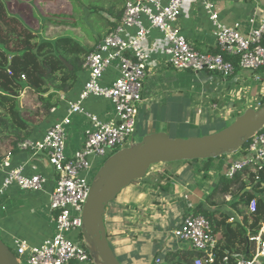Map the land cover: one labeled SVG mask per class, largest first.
Here are the masks:
<instances>
[{"label":"built area","instance_id":"1","mask_svg":"<svg viewBox=\"0 0 264 264\" xmlns=\"http://www.w3.org/2000/svg\"><path fill=\"white\" fill-rule=\"evenodd\" d=\"M193 1L196 0H126L121 17L114 21V28L86 56L83 69L87 72V80L77 101L68 103L66 116L52 124L40 139H27L18 144L19 151L43 155L55 176L49 193L53 232L37 246L14 238V251L10 250L19 264L94 263L90 246L82 237L83 209L95 180V177L91 178L92 172L98 161H107L116 150L132 141L144 104L143 91L150 61L144 43L154 32L161 37L162 54L170 70L191 73L188 90L203 97L207 88L211 102L219 100L225 93L235 94L239 83L248 81L242 72H248L252 81L259 84L255 102L260 107V100L264 98V17L252 15L243 23L226 26L220 23L212 4L200 0L209 15L219 52L198 51L177 28L182 9ZM246 1L256 10L260 8L258 0ZM259 10L264 15V7ZM244 24L246 31L242 29ZM234 60L239 72H235ZM110 70L117 76L104 85L102 79ZM89 97L107 100L112 107L110 117L100 120L84 111L81 104ZM53 111L54 108L50 112ZM75 115L84 116L89 127L84 131L82 147L68 153L67 133ZM10 155L0 161V170L4 171L0 198L11 187L28 193L42 191L47 183L46 176L35 166L31 167L33 173L25 176L22 167L12 166ZM245 170L254 176L255 183L264 186V133L260 131L249 139L243 156L229 161L223 173L225 178L233 179ZM224 198L231 201L230 195ZM256 209L257 197L252 196L247 210L255 213ZM234 217L241 220L236 214ZM235 218L231 217L229 222ZM171 235L178 242L187 244L191 251L200 253L193 264L213 263L217 239L203 215L187 213ZM247 240L252 244L249 258L235 256L232 263L230 256L225 255L221 264H264V222L255 235H247ZM156 264H160L159 259Z\"/></svg>","mask_w":264,"mask_h":264},{"label":"crops","instance_id":"2","mask_svg":"<svg viewBox=\"0 0 264 264\" xmlns=\"http://www.w3.org/2000/svg\"><path fill=\"white\" fill-rule=\"evenodd\" d=\"M207 1L218 13L220 23L226 26H231L235 22L243 23L247 17L252 15L264 17L262 11L259 10L264 7V0H258L260 5L258 10L246 0ZM123 8V3L109 5L107 9H111V12L106 10V21L101 30L102 35L100 37L98 35L90 50H93L98 42L112 30L110 23L117 20L114 14L123 12ZM177 28L196 50L209 52V50L216 49L209 15L200 0L185 4ZM242 29L243 31L247 30L246 24L242 25ZM160 38V35L154 32L144 43V48L150 55V61L143 91L144 104L140 109L137 122L138 128L140 125H144L141 137L163 132L157 123L159 119L166 116L183 119L186 125L199 126L201 123L207 124L208 127H211L218 117L224 118L225 115L237 117L238 111L233 104L220 106L217 103L220 99L227 97V93L223 94L219 100L213 99L211 102L210 97L212 96L207 93V88L204 89L206 94L203 97L187 89L191 73L170 70L162 54ZM116 76V72L110 70L104 75L102 83L109 84ZM243 76L246 77L247 74ZM86 80L87 72L82 69L78 73L72 91L60 96L58 106L54 108L53 112H50L49 117L40 123L33 122L35 128L29 139H40L52 124L66 116L68 103L77 101ZM187 92L194 94L195 98L192 102L184 95ZM256 92L258 95V90ZM215 105L218 106L214 109ZM81 106L84 111L95 115L100 120H106L112 113L110 103L99 97H89L82 102ZM139 118L144 119L145 122L140 124ZM88 127L89 122L84 116H73L67 133L66 148L68 153L82 147L84 131ZM141 140L142 138H140ZM131 143L135 144L133 140ZM10 156L12 166L22 167L25 176H30L33 173L31 167L35 166L38 172L46 176L47 183L44 189L37 193L23 192L16 187H11L0 198V239L7 246L12 245L14 238L24 239L31 245L37 246L50 237L53 232V220L49 212V193L55 176L47 160L41 154L32 155L28 151L18 150ZM229 161L231 162L230 158H215L213 161L207 159V161L159 164L156 165V169L152 167L155 172L147 173L144 179L135 181L126 187L124 193L106 208L104 225L107 233L108 230L110 233L116 230H114L117 221L116 208L120 202L131 208H135L137 205L139 208L142 207L146 210L144 215L149 216V220L146 219L147 222L141 227V232L136 228L128 229V233L125 234L126 239L119 237L114 238L113 243L109 242L114 254L124 256L127 264H156V259L162 263L161 259L165 253L188 250V245L174 239L171 232L180 224L184 216L200 203L210 210L218 209V206L206 201V196L214 187L218 176L228 166ZM3 177L4 171L0 170V185ZM148 200L149 202L144 204ZM152 202H155L156 205L151 204ZM228 209L235 216L234 210L230 206ZM108 218L110 219L109 223L106 222ZM132 224H135V220ZM150 259H152L151 263Z\"/></svg>","mask_w":264,"mask_h":264},{"label":"trees","instance_id":"3","mask_svg":"<svg viewBox=\"0 0 264 264\" xmlns=\"http://www.w3.org/2000/svg\"><path fill=\"white\" fill-rule=\"evenodd\" d=\"M106 10L111 12V9ZM121 15L122 11L114 14L117 20ZM110 25L112 29L115 26L114 23ZM90 52L67 36L39 41L37 35L17 16L9 13L4 1L0 0V161L7 154L16 153L18 144L31 136L35 128L33 122L46 120L50 111L58 106L60 96L72 91ZM209 52L219 51L216 48ZM233 63L235 72H239L237 61ZM28 101L34 104L32 110L25 107ZM263 105L264 98L260 103ZM200 126L207 127V124L200 123ZM260 132L264 133V128ZM247 144L239 150L244 153ZM220 157L222 155L217 158ZM215 194L230 195V207L241 220L236 219L233 213L210 210L203 203L192 210L209 221L217 239L215 259L211 264H221L225 255L230 256L232 263L235 256L249 258L252 244L248 242L247 235H255L264 222V186L255 183L248 170L237 173L233 179L225 178L222 173L206 201L214 204L211 199ZM252 196L257 197L255 213L247 210ZM231 217L235 218L233 222H229ZM200 256V253L185 249L165 253L160 264H193Z\"/></svg>","mask_w":264,"mask_h":264},{"label":"rangeland","instance_id":"4","mask_svg":"<svg viewBox=\"0 0 264 264\" xmlns=\"http://www.w3.org/2000/svg\"><path fill=\"white\" fill-rule=\"evenodd\" d=\"M9 13L18 17V19L26 26H28L38 37L39 41L42 40H54L61 36H67L75 39L81 45L85 46L87 49H91L93 42L97 40L99 35H102V28L105 24V14L106 9L109 5L124 4L126 0H3ZM30 1V2H29ZM92 51V50H91ZM243 75L247 74L248 81L245 83L240 82L235 94H228L227 97L219 100L220 106L233 104L237 109V115H242L243 112L249 108H259L258 103L255 102L257 97V88L259 87L257 82L252 81L250 74L248 72H242ZM160 81V79H159ZM158 81V82H159ZM259 90V89H258ZM188 100L191 102L194 100V94L191 92L184 93ZM263 99V98H262ZM261 101V100H260ZM261 103V102H260ZM26 109H33V102L28 101L25 104ZM261 107V106H260ZM218 115L220 113H217ZM235 114V116H236ZM238 115V116H239ZM236 117H218L216 121L213 122L211 127L197 126V125H186L185 120L171 118L166 116L163 119H159L157 123L159 129H162L170 139H189V138H199L205 135L217 133L227 126H229ZM150 122L149 119H147ZM144 119L139 118V123H143ZM138 122V119H137ZM145 122V121H144ZM191 122V121H190ZM144 125H140L138 128V123L136 126V131L130 140L134 143H138L140 138L143 139L142 129ZM132 143H126L121 148L129 147ZM120 148V149H121ZM118 149V150H120ZM116 150L115 152H117ZM243 156V152L240 150L232 154H224L220 158H230L231 161L240 159ZM108 159V158H107ZM106 159V160H107ZM215 159V158H214ZM203 161V160H198ZM207 161V160H206ZM213 161V160H209ZM187 162V161H181ZM105 161H98L92 172V180L96 176L98 170L102 167ZM175 163V162H174ZM171 164V163H168ZM159 165V164H157ZM156 169V165L153 166ZM148 173L155 172L154 170ZM134 183V182H133ZM125 190V189H124ZM124 190L118 195L124 193ZM117 196V197H118ZM143 201V199H141ZM211 201L218 206V209L231 214L230 202L226 201L224 195L215 194L213 195ZM145 202L144 204H147ZM112 203V202H111ZM151 204L156 205L155 202ZM141 205V204H139ZM214 210V208L212 209ZM110 211V210H109ZM108 211V212H109ZM146 210L142 207L135 206L131 208L126 206L123 202L118 203L116 208L117 221L115 223L114 230L111 233L108 230L107 238L110 243H113L114 238L123 237L126 239L125 234H127L128 229L136 228L141 230L143 224L149 220V216L144 215ZM107 212V213H108ZM191 211L190 213H192ZM112 220V219H111ZM135 220V224L132 222ZM110 219L106 220L109 223ZM132 221V222H131ZM112 222V221H111ZM112 224H114L112 222ZM108 225V224H107ZM109 226V225H108ZM107 231V230H106ZM141 232V231H140ZM134 238V237H132ZM83 242V241H82ZM8 247L14 251L12 245ZM114 248V247H113ZM115 249V248H114ZM121 264H127L124 256H116ZM152 259H150V263ZM93 264V263H91ZM94 264H100L99 261L94 258Z\"/></svg>","mask_w":264,"mask_h":264},{"label":"water","instance_id":"5","mask_svg":"<svg viewBox=\"0 0 264 264\" xmlns=\"http://www.w3.org/2000/svg\"><path fill=\"white\" fill-rule=\"evenodd\" d=\"M263 128L264 105L258 109L245 110L229 126L214 134L199 138L170 139L164 132L151 133L139 143L114 153L98 170L83 209L82 237L90 246L93 258L100 264H121L107 238L105 211L122 190L132 182L144 179L150 167L232 154ZM0 264H19L1 239Z\"/></svg>","mask_w":264,"mask_h":264},{"label":"bare ground","instance_id":"6","mask_svg":"<svg viewBox=\"0 0 264 264\" xmlns=\"http://www.w3.org/2000/svg\"><path fill=\"white\" fill-rule=\"evenodd\" d=\"M135 182V181H134ZM133 183V182H132Z\"/></svg>","mask_w":264,"mask_h":264}]
</instances>
